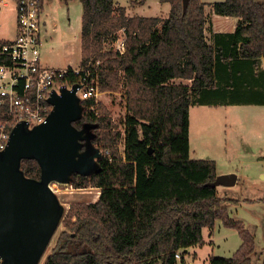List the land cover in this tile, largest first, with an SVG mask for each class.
I'll use <instances>...</instances> for the list:
<instances>
[{"label": "trees", "instance_id": "trees-1", "mask_svg": "<svg viewBox=\"0 0 264 264\" xmlns=\"http://www.w3.org/2000/svg\"><path fill=\"white\" fill-rule=\"evenodd\" d=\"M80 2L81 67L93 69L101 91L125 89L129 114L123 134L103 103L82 102V116L72 124L91 128L102 156L97 171L74 173L69 184L97 187L101 194L95 203L70 207L42 264H177L176 253L202 244L204 229L217 221L237 230L242 244L232 257L212 256L208 264H253L255 235L230 218L227 200L219 198L216 162L191 158L189 111L195 105H264V1L215 3L218 15L239 23L213 45L202 0H191L186 12L183 0H159L171 7L167 19L129 17L115 0ZM121 31L123 54L111 45ZM178 79L191 85L174 83ZM21 169L41 179L36 159L22 160Z\"/></svg>", "mask_w": 264, "mask_h": 264}, {"label": "rangeland", "instance_id": "rangeland-1", "mask_svg": "<svg viewBox=\"0 0 264 264\" xmlns=\"http://www.w3.org/2000/svg\"><path fill=\"white\" fill-rule=\"evenodd\" d=\"M69 0H66L68 4ZM137 0H115L116 7L126 8L127 15L142 17H160L165 19L170 12L169 4H162L159 0H147L146 4H133ZM225 0H202L206 3V15L208 26L211 17L217 15V24H231L224 19L234 17L218 15L213 5ZM264 1V0H262ZM64 2V1H63ZM61 0H51L45 3L44 17L48 23V30L56 26L57 30L53 45H44L42 49L43 63L51 68L81 67L82 51L78 33L80 32L79 16L83 7L80 0L69 1L66 5ZM3 3H7L4 6ZM15 0H0V27L3 30L13 33L17 27ZM3 25V26H2ZM68 28H70L68 30ZM161 28V25L159 26ZM1 29V28H0ZM122 31L119 33L121 35ZM125 38V36H122ZM15 39V38H14ZM14 39L8 40L12 41ZM106 49H111L110 45ZM81 55V56H80ZM80 62V63H79ZM264 64V61H261ZM124 75V73H122ZM174 83L191 85V81L178 79ZM100 90V88H99ZM103 103L109 111V118L114 129L121 130L124 134L125 122L129 114L126 107L125 89L119 93L103 92L96 100ZM204 112H200L201 110ZM89 137L92 138V130H89ZM190 146L192 159H209L217 162V175H225V172L232 170L238 176L237 185L232 188H218V196L227 200L225 207L229 216L236 222H242L246 229L251 231L256 238V254L253 256V264L264 262V106L237 105L224 106L212 110L209 108H194L191 115ZM229 143L227 146L226 143ZM120 150L124 154L125 144L122 140ZM231 156L236 161L232 163L227 160ZM88 172L98 170L97 162L89 167ZM61 203L65 207L63 219L72 205L95 203L100 197V189L87 186L76 188L71 184L52 185ZM232 189V190H231ZM232 201H236L233 203ZM238 202V203H237ZM242 203V204H240ZM63 221V220H62ZM63 226L60 225L52 239L44 260L56 245L57 238ZM209 236H215V256L232 257L240 247L242 238L235 229L225 227L220 221L216 222L215 229H208ZM193 251V250H191ZM210 248L203 249L196 264H201L203 257L207 255ZM202 254V255H201ZM193 256V253H192ZM194 256L192 257V259ZM43 260V261H44Z\"/></svg>", "mask_w": 264, "mask_h": 264}, {"label": "water", "instance_id": "water-1", "mask_svg": "<svg viewBox=\"0 0 264 264\" xmlns=\"http://www.w3.org/2000/svg\"><path fill=\"white\" fill-rule=\"evenodd\" d=\"M191 0H183L184 12ZM64 88L50 99L53 111L46 123L33 129L20 123L9 144L0 151V259L2 264H42L60 227L65 207L51 184H68L74 173L90 174L88 168L102 156L87 127L76 129L82 102ZM24 159H36L41 179H32L21 169ZM92 173V172H91ZM236 174L217 176L213 186L236 185Z\"/></svg>", "mask_w": 264, "mask_h": 264}, {"label": "built area", "instance_id": "built-area-1", "mask_svg": "<svg viewBox=\"0 0 264 264\" xmlns=\"http://www.w3.org/2000/svg\"><path fill=\"white\" fill-rule=\"evenodd\" d=\"M16 4L18 34L12 41L0 42V151L7 147L18 124L25 123L33 129L47 122L55 92L77 87L81 102L97 100L100 94L91 67L51 68L43 64L44 0H16ZM122 36L124 31L111 44L121 54L125 52ZM57 184L61 183L51 184L54 191L52 185ZM175 258L177 264H194L188 249L177 252Z\"/></svg>", "mask_w": 264, "mask_h": 264}, {"label": "crops", "instance_id": "crops-1", "mask_svg": "<svg viewBox=\"0 0 264 264\" xmlns=\"http://www.w3.org/2000/svg\"><path fill=\"white\" fill-rule=\"evenodd\" d=\"M47 1H51V0H44V8H45V3L47 2ZM63 3H65L66 5H69V1H68V4L66 3V0H61ZM71 1H73V0H71ZM15 2H16V0H15ZM3 5L4 6H7L8 4L7 3H3ZM16 7H17V5H16ZM171 10V9H170ZM82 14H83V10H82V13H81V15L79 16V22H80V27H79V30H80V32L78 33V39H77V41L79 40L80 41V43H79V46L82 44V42H81V32H82ZM169 14H170V12L168 13V14H165L166 15V17H165V19H167L168 17H169ZM137 16H141V15H137ZM44 17H46V18H48L49 16H48V14L45 16V13H44V10H43V19H44ZM130 17H133V16H130ZM142 17V16H141ZM158 17V16H157ZM217 15H214L213 17H211V21H210V25L208 26V19H207V23H206V31H205V35H206V39H207V42L210 44V45H213V44H215L216 43V38H217V36L218 35H225V34H233L234 32H235V30H236V28H237V26H238V23H239V19L238 18H234V21H232V19H224V20H226V21H229V20H231L230 21V23L231 24H229V25H227L226 24V22H222V23H225V24H220V25H218L217 24ZM17 24V23H16ZM3 26V25H2ZM1 29H0V42H2V41H8V40H11V39H14V38H16V36H17V34H18V27H14V31H13V33L11 34V33H9V32H7V31H5V30H3V27H0ZM57 27L56 26H52V30L50 29V30H48V23H47V21H46V19H44V37H45V45L47 46V45H53V44H56L55 42H53V39H54V37H55V35H53L55 32H56V29ZM70 28H68V30H69ZM217 40H218V38H217ZM218 42H219V40H218ZM81 56V55H80ZM80 61H81V59H80ZM261 61H264V59H262ZM42 62H43V58H42ZM80 63V62H79ZM44 64V63H43ZM45 66H47L46 64H44ZM48 67V66H47ZM66 67H71V65H68V66H66ZM65 67V68H66ZM260 69H261V72H262V74L264 75V64H260ZM177 81V80H176ZM232 104H230V105H223V104H217V105H195V106H191L190 107V111H189V119H190V127H191V115H192V112H193V110H194V108H198V107H201V108H209V109H212V110H215V109H218V108H220V107H224V106H231ZM234 105H237L238 107H241V106H251V105H258V106H264V105H259V104H234ZM201 110V109H200ZM204 110V109H203ZM203 110H201L200 112H204ZM189 136H190V128H189ZM191 140V139H190ZM191 143V142H190ZM227 144V146L229 145V143L227 142L226 143ZM208 158L207 159H209L210 157H212V156H207ZM192 158V157H191ZM227 160L229 161V162H233V161H236L235 159H234V157L232 158L231 156H229V158L227 157ZM215 161V160H214ZM216 162V161H215ZM216 165H217V162H216ZM231 173H234V171H232V170H229V171H227V172H225V174H231ZM239 181V179H238V176H237V181H236V185H237V182ZM236 185H234V186H232V187H225V188H234ZM220 187H223V186H220ZM220 187H218V188H220ZM231 189V190H232ZM240 204H242V203H240ZM229 212V211H228ZM221 222V221H220ZM222 223V222H221ZM223 224V223H222ZM213 229H215V227L213 228ZM213 229H210V230H213ZM263 229H264V227H263ZM238 232V231H237ZM203 236H204V241H203V243L202 244H200V245H197V246H193V247H191V248H189L188 249V251H189V253H190V257H193L194 256V258H193V261H194V264H196V259L197 258H199V256H200V252L204 249H206V248H210V251L207 253V255L205 256V257H203V261H202V263L201 264H208L209 263V260H210V258L212 257V256H215L214 255V249L216 248V244H215V236H213V235H211V236H209V232H208V229L206 228V229H204V231H203ZM242 244V243H241ZM241 246V245H240ZM191 250H193V251H191ZM238 250V249H237ZM236 250V251H237ZM235 251V252H236ZM192 253H193V256H192ZM202 255V254H201ZM217 257H222V256H217Z\"/></svg>", "mask_w": 264, "mask_h": 264}]
</instances>
